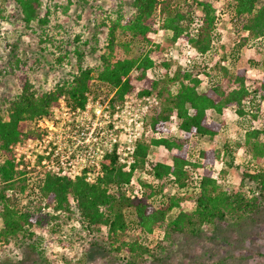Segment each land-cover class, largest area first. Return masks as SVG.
<instances>
[{"label": "trees", "instance_id": "trees-1", "mask_svg": "<svg viewBox=\"0 0 264 264\" xmlns=\"http://www.w3.org/2000/svg\"><path fill=\"white\" fill-rule=\"evenodd\" d=\"M226 1L235 21L248 33L249 37L242 40L262 38L264 41V0ZM88 6L90 10L88 0H0V26L2 22L13 25L11 42L0 47V76L15 84L17 71L25 73L19 91L3 96L0 102V218L3 221L0 235L7 239L32 238L34 224L46 223L54 232L77 221V230L58 242L68 245L82 231L100 233L101 242L93 241L92 246L114 251L126 262L136 263L144 258L158 260L172 245L174 233L195 235L217 219L237 221L264 208L263 169L243 170L237 189L232 190L220 187L211 175V164L221 156L219 150L200 149L193 159L187 155L192 136L213 140L223 130L222 123L207 120V110L220 114L226 107H235L238 114L247 116L251 114L246 109L248 100L255 99L256 107L264 100V77L250 86L252 80L247 78L244 68L231 73L220 67L224 75L229 74L231 85L223 87L220 75L209 73L207 89L196 91L200 82L196 65L215 48L209 45L206 36L199 40L201 34L193 29V24L199 10L202 24L214 29L211 0H109L108 7L93 10L99 19L93 15L82 23L87 31L84 36L79 25L83 17L78 13L82 14ZM115 7L119 8L116 13ZM157 17L162 28L171 32L172 40L186 38L196 56L186 68L176 66V62L162 61L164 68L176 66H172L169 77L170 82L177 84L173 91L163 87L162 78L153 70L152 50L143 53L142 46L150 41L149 34ZM16 23L21 29H17ZM25 32L30 41L25 39ZM100 38L104 39L103 51ZM212 38L217 39V35L213 33ZM30 42L38 43V48H33ZM130 46L140 53L130 57L133 48ZM85 56H96L97 63L84 66L81 60ZM71 57L76 62H71ZM37 69L45 74L50 70L55 72L57 84L49 88L30 81L28 73ZM101 84L114 90L115 98L133 92L155 94L159 98L164 94L161 109L152 113L146 123L159 135L137 141L133 167L148 163L151 144L175 149L170 162L150 164L147 173L152 179L142 183L143 196L134 199L122 190L131 172L122 171L111 154L102 159V174L94 181L40 171L41 176L34 183L38 195L32 201L35 209L22 210L18 196L26 197V184L17 168L15 145L33 137L34 123L49 117L60 97L64 96L69 105L82 106L85 94ZM174 109L180 118L182 139L168 134L165 128ZM224 148L226 151L230 145L225 143ZM244 148L247 164L260 162L264 156V128L247 129ZM189 165L198 170L192 180H189ZM167 184L177 186L171 195L164 193ZM185 196L193 200V210L170 213ZM41 206L51 207L52 212L42 214ZM126 213L134 219L127 220ZM133 224L140 230L138 240L128 241L124 234ZM155 229L162 230V236L151 245L147 241Z\"/></svg>", "mask_w": 264, "mask_h": 264}, {"label": "rangeland", "instance_id": "rangeland-1", "mask_svg": "<svg viewBox=\"0 0 264 264\" xmlns=\"http://www.w3.org/2000/svg\"><path fill=\"white\" fill-rule=\"evenodd\" d=\"M88 1L92 8L88 10V6L82 14L81 12L78 13L83 17V19H80L79 25L82 26L81 29L82 33L84 32V36L87 31L83 28L82 23L87 21L89 16L96 14H94V9L98 11L99 6L102 8L109 6V0ZM211 2L214 9V29H208L205 24H202L201 12L199 10L195 14V22L193 24V29L201 34L199 40H202L206 36V38H209V45L215 48L214 51L211 50L208 52V57L204 61L196 65L198 77L200 78L196 91L201 93L207 89L209 79L207 74L209 73L220 75L221 85L228 88L231 85L229 74L224 75V71L220 67H225L231 73H234L239 68H244L247 78L250 81L252 80L249 83L252 86L253 81H260L264 77V41L262 38L242 40L243 37H249L248 33L246 30L241 29L238 21H235V17L232 14L231 8L228 7L227 1L211 0ZM118 9L115 7L114 13ZM95 18L99 19V15H95ZM17 23L16 25L18 27L19 25ZM12 27V24L9 25V23L2 22L0 26V47L6 42H11ZM17 29L19 30L21 27L19 26ZM26 31L28 32V30ZM27 32H25V39L30 41ZM6 33L8 36H6ZM213 33L217 35V39L212 38ZM149 35L150 41L145 46H142L144 47L143 53L149 49L152 50L150 57L154 61L153 70L162 78L161 84L164 83L165 85L162 86L173 91L177 84L170 82L171 69L173 67L176 68L177 65L180 68L188 67L189 64L185 60V55L195 58L196 56L192 54L194 53V48L182 36L176 40H172L171 32L162 28L160 17H157L155 20ZM103 40L100 38L99 41L102 51L104 50ZM30 43L33 48H38V43ZM79 45L81 44L77 46ZM187 50H189V53ZM139 53L134 47L129 51L130 57L136 56ZM97 59L96 56H85L81 62L86 67H92L94 63H97ZM69 60L76 62L73 57ZM162 61L176 62L177 64L176 66L171 65L167 69L163 67ZM28 75L30 81L35 83L38 81L40 84H45L49 88H52L58 82L57 75L51 70L45 74L44 71L37 69L29 72ZM23 76L25 77L23 71H17L15 84H11L9 80L3 79L0 76V102L4 98L3 96H12L19 91ZM108 89L107 86L101 84L91 88L88 92L92 93L96 99L101 97V99L105 100L112 93L115 94L114 90ZM125 95L121 98H115L116 96H114L113 101L121 102L124 99H131L135 96L142 97L143 95L156 96L155 94L139 95L136 92L129 93L126 98ZM163 95L160 98L156 96L159 101L156 109L146 112L145 126L149 116L161 109L164 103ZM59 99L65 100L66 98L62 96ZM256 102L255 99H252L251 102L248 100L246 104L247 111H251V114H254L253 116L251 114L241 116L237 113L235 107H226L220 114H216L212 110H207V120L222 123V132L218 133L213 140H209L206 136L195 135L189 139L186 148L189 159H193L200 149L211 148L220 151L221 156L217 157L210 167L212 177L217 180L222 188L237 189L241 179V172L245 169L260 168L264 170V156L258 163L253 162V164H247L248 154L244 148L245 131L250 128H264V100L260 102L258 107H256ZM56 106L58 107V115H62L63 109L60 108L59 100ZM251 106L255 107L251 109ZM54 109L55 107L52 110L53 112ZM52 115L50 114L49 118ZM46 123L45 117L38 119L33 125L35 131H33V137L31 138L33 140L30 143L28 141L18 142L19 146H16V144L14 147L15 149L17 147V151L22 152L26 158L21 162V165L23 164L22 166H17L18 171H22L20 177L24 179L23 182L26 184V197H22L23 195L18 196L21 197L20 204L22 210L35 209V203L32 201L38 195L34 183L37 182L41 174L34 167H29V157L33 142L41 139L45 135L46 130L44 127ZM179 123L180 118L174 109L171 113L170 121L165 124V128L168 134L182 139L183 133L179 129ZM145 131L141 138L146 140L159 135V133H154L148 126H146ZM225 143L230 145V148L226 150L227 152L224 148ZM17 151L15 150V153ZM173 152H175V149L168 150L162 144H151L147 151L148 163L144 166H136V171L134 173L131 172L129 181L132 179L134 183L142 184L145 182L143 178L144 173H147L150 164L157 161L169 163ZM197 171L192 166H188L189 180L191 177L194 179ZM129 181L126 183H129ZM176 187L173 184H167L164 188V193L171 195L176 191ZM193 208V200L185 196V199L180 201L179 206L174 207L170 213H177L180 210L190 212ZM40 209L42 214L52 212L51 207L41 206ZM126 219L132 221L134 218L126 213ZM2 227L3 221L0 218V229ZM73 227L75 228L74 230L72 229ZM78 227V222L73 221L68 226L53 232L46 223H43L41 225L34 224L31 226V231L34 232L32 238L7 239L0 235V264H264V208L237 221H232L227 218L217 219L213 224L201 229L195 235L174 233L172 245L168 250L161 253L158 260L153 261L151 258H144L139 259L136 263L126 262L125 259H122L114 251H106L104 248L92 246L91 243L93 241L97 243L101 242L102 236L100 233L93 234L82 231L79 237L74 236L72 242L68 245L58 242L60 239L77 230ZM139 232V228L133 224V227L131 226L124 235L128 241H133L138 240L137 236ZM161 236L162 230L155 229L147 242L153 245L155 240Z\"/></svg>", "mask_w": 264, "mask_h": 264}, {"label": "built area", "instance_id": "built-area-1", "mask_svg": "<svg viewBox=\"0 0 264 264\" xmlns=\"http://www.w3.org/2000/svg\"><path fill=\"white\" fill-rule=\"evenodd\" d=\"M192 54L195 56V52ZM187 56L185 60L189 64L194 57ZM85 97L82 106H72L59 99L63 113L58 115L55 106L53 115L46 118L45 135L31 145L29 167L38 172L42 170L71 179L82 176L86 181H94L102 174V159L111 154L122 171L134 173L135 145L146 132V112L159 104L156 96H135L121 102L113 101L114 93L105 100L96 99L90 92ZM32 140L27 138L25 142ZM25 159L22 152H16L18 166ZM144 174V180L151 181V176ZM122 189L131 199L143 196L142 184L132 179Z\"/></svg>", "mask_w": 264, "mask_h": 264}, {"label": "crops", "instance_id": "crops-1", "mask_svg": "<svg viewBox=\"0 0 264 264\" xmlns=\"http://www.w3.org/2000/svg\"><path fill=\"white\" fill-rule=\"evenodd\" d=\"M226 108H224V110H225Z\"/></svg>", "mask_w": 264, "mask_h": 264}]
</instances>
